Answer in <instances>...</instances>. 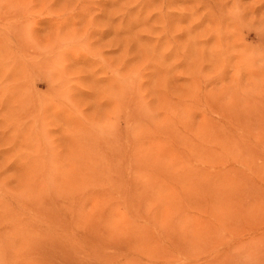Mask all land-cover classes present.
<instances>
[{"label":"rangeland","instance_id":"rangeland-1","mask_svg":"<svg viewBox=\"0 0 264 264\" xmlns=\"http://www.w3.org/2000/svg\"><path fill=\"white\" fill-rule=\"evenodd\" d=\"M0 264H264V0H0Z\"/></svg>","mask_w":264,"mask_h":264}]
</instances>
